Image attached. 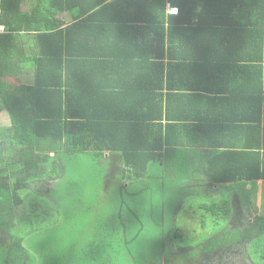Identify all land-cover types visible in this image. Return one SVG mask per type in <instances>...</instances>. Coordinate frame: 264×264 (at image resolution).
Masks as SVG:
<instances>
[{
  "label": "trees",
  "instance_id": "1",
  "mask_svg": "<svg viewBox=\"0 0 264 264\" xmlns=\"http://www.w3.org/2000/svg\"><path fill=\"white\" fill-rule=\"evenodd\" d=\"M20 2L0 0V113L7 117L0 128V264L230 263L227 257L264 229V212L252 203L256 182L264 185V0H31L28 12ZM166 3L176 15L165 11ZM74 9L78 21L60 27L56 15ZM20 33H32L28 56ZM84 64L90 69H71ZM23 68L33 72L31 85L18 79ZM227 76L238 84L224 86ZM141 100L146 106H137ZM209 135L217 146L203 148ZM83 153L109 161L120 176L119 197L151 180L161 212L176 215L195 200L212 223L230 227L194 247L176 226L173 240L146 243L140 217L125 212L122 219L123 211H133L118 198L93 244H64L60 232L39 226L44 201L26 192L63 173L55 158ZM188 170L195 177L186 180ZM168 171L175 177L164 180ZM201 195L210 198L201 204ZM55 214L59 223L63 215ZM33 234L35 240L24 241ZM36 240L43 244L37 253L22 246Z\"/></svg>",
  "mask_w": 264,
  "mask_h": 264
},
{
  "label": "rangeland",
  "instance_id": "2",
  "mask_svg": "<svg viewBox=\"0 0 264 264\" xmlns=\"http://www.w3.org/2000/svg\"><path fill=\"white\" fill-rule=\"evenodd\" d=\"M166 6L169 11V4ZM30 9L31 8L23 11L28 12ZM6 124L7 117L1 112L0 128L6 126ZM96 158L97 157L87 153L73 154L72 156L67 155L65 156V161L57 157L55 161L62 164L63 173L59 174L58 177L53 180L42 178L44 180L41 179V182L35 183V185L40 187V190H36L37 192L35 190L26 192L28 196L33 197V200L37 203L44 201L41 208H37L40 213L41 221L39 226L43 227L46 225L50 228L49 230L51 233L60 232V235L65 239L64 244L67 240H73L79 244L87 242L88 244H93L96 240L93 236L94 230L102 224L103 219L108 220L109 216L114 214V212L109 209L108 205L115 204L118 206L120 203L118 198L121 199L123 207H130L133 211H123L122 219H124L125 212L133 216L137 214L140 217L143 225L141 238L146 243L148 239L158 244L165 239L173 240L174 236L172 231L175 226L179 229V233L182 234L183 237H189L188 240L184 242V244H189L191 242L189 247H194L205 239L208 240L220 233H224L220 231V229L226 224L222 222L212 223L209 215L202 211L204 207L201 208L199 205L198 210L197 203H194L195 200L191 201L193 205H185L182 203L183 213L181 209L177 210L176 215L172 213V210L167 213L161 212V208L153 200L156 192L153 193L152 190H156V187L152 184L151 180L148 181V185L144 182L146 186L141 188V190L138 191L135 188H130V191L125 194L123 193L124 195L119 197L117 193L118 181L120 179L118 172L112 170L109 161L103 160L100 162V160H96ZM65 168L66 174L64 173ZM167 173H165L163 177L164 180H170L169 175H166ZM46 180L49 181L45 183ZM106 182L108 184H106ZM106 185H109V191H107ZM174 186L178 188L177 185ZM114 198H117V200ZM196 198L201 202L205 201L204 195L197 196ZM183 199L181 198L179 201L176 200V203H181ZM261 199L262 201L258 209L264 212V185L261 191ZM156 200H159V203H161L163 199L158 195ZM169 206L171 209H174V204H170ZM27 209V205L25 207L19 205L16 210L19 212L25 210V212L28 213L29 210ZM46 210L49 212V217L44 213ZM55 213L63 215L59 223L56 221ZM130 217L127 218L129 236L135 224L132 217ZM184 217H186V219H184ZM113 219H115V216L112 218L111 223ZM58 226L60 229L56 228ZM259 232H261V234H259L258 237L250 238L247 241L245 240L239 252L230 254L227 257L230 263L226 264H231L241 259H243L245 263L250 264L248 258L252 264H264V229ZM231 233L224 235L228 238V241L232 238ZM32 236H29L32 238H25L24 241L29 242L35 240L36 236L34 234ZM1 237L2 235H0V238ZM0 244H2L1 239ZM23 244L22 246L32 254V251L36 253L41 251L43 245L38 240H36L34 247L25 243ZM132 244L135 247L136 242H132ZM172 246L176 247L175 244H172ZM73 248L77 251L85 249L82 245H74ZM88 249L92 250L93 248L90 247ZM192 253L193 252H189L187 255ZM92 255L93 251H91L90 256ZM43 257L45 261L48 260L45 259L46 256ZM98 260L100 259L98 258ZM36 261H39L37 256ZM188 261H191V259L187 256V262ZM45 264L48 263L46 262Z\"/></svg>",
  "mask_w": 264,
  "mask_h": 264
},
{
  "label": "crops",
  "instance_id": "3",
  "mask_svg": "<svg viewBox=\"0 0 264 264\" xmlns=\"http://www.w3.org/2000/svg\"><path fill=\"white\" fill-rule=\"evenodd\" d=\"M168 3H166L165 4V11L168 13V10H167V5ZM20 5H21V8H20V10L22 11V12H25V11H23V10H25V9H29V8H31V6L33 5V3L31 2V0H29V1H26V0H21V2H20ZM177 14V13H176ZM175 14V15H176ZM246 16V14L245 13H242V14H235L233 17H229L228 19H226L227 21H231L230 19L231 18H236V19H242V18H244ZM78 18H80L78 15H77V10L76 9H74V10H72V11H68V10H65V11H63V12H60V13H58L57 15H56V20H57V22H58V25H60V27H66L67 25H69V24H72V23H74V22H76V21H78ZM255 16H252V17H247V19H249V20H255ZM2 24H0V26H1ZM3 27L5 26V25H2ZM30 34H32V33H27L26 35H23L22 33H20V35H19V42H20V45H21V47L24 49V51L26 52V56H28V55H30V50H29V48H30V43H29V41L31 40V38H30ZM144 38H145V36H143ZM240 39H238V41H239ZM235 42H237L236 40L233 42V44H234V46H236L235 45ZM22 43V44H21ZM237 47V46H236ZM80 64H82V63H80ZM253 67L255 66V65H252ZM82 67L83 68H87V67H89V66H87V65H83V66H75V67H73V68H71V69H73L75 72H77L78 70H84V69H82ZM89 69H90V67H89ZM30 71V72H29ZM88 73V72H87ZM262 73L264 74V66H262ZM18 79L21 81V83H24V84H27V85H31L32 83H33V72L31 71V70H29V69H22V71H21V73L18 75ZM228 79V76L227 77H225L224 78V86L225 85H228L229 87L230 86H234V85H236V84H238V81L237 82H235V81H228L227 80ZM224 89H226L225 87H224ZM96 95H97V97L98 98H100L101 100H109V94H107V96L106 97H102L98 92L97 93H95ZM211 95H207V102L211 99ZM144 100H141L140 102H138L139 104L137 105V106H139V107H144V106H146V103L145 102H143ZM213 107H215V100L213 101V103L211 104ZM228 105V104H227ZM227 105H226V107H227ZM189 109H190V111H192V114L193 113H198V111L199 110H197V108L195 107V106H187ZM212 107V108H213ZM116 112V110H112L111 111V113L112 114H114ZM246 113L247 112H245V113H243V112H241V114L242 115H246ZM250 113H251V111H250ZM231 115H233V114H235V113H230ZM241 114H240V116H241ZM262 116V115H261ZM196 122V121H195ZM194 122V123H195ZM211 126H212V123L211 122H206V128L209 130L210 128H211ZM211 133V132H210ZM198 136H199V134H196V138L198 139ZM211 137V135H209L207 138V142H208V145H203L204 147L203 148H214L215 146H217L216 144V138L215 139H211L210 138ZM243 137L244 138H246V135L244 134L243 135ZM219 142V141H218ZM232 142H235V146H233V147H241V146H239V145H241L243 142H241V141H237V140H234V141H232ZM231 143V142H230ZM255 143L256 142H252V141H249L248 142V144H250V147H254L255 146ZM228 147H231V146H228ZM166 175H169V179H171L172 177H175L174 176V174H173V172L172 171H168V173L166 174ZM197 177L198 176H200L199 174L198 175H196ZM195 177V175H192L191 174V170H188V173H187V176H186V180H189V179H192V178H194ZM262 181L261 180H258L257 182H256V186H257V190L255 191V193H254V196H253V206H254V208L255 209H258L259 208V205L261 204V201H262V199H261V191H262ZM205 196V200L206 201H208L209 200V196H207V195H204ZM184 204L186 205L187 204V201H185L184 202ZM190 203H188L187 205H189ZM197 204H198V202H197ZM201 204H203L202 202H201ZM182 211V210H181ZM258 211H259V209H258ZM182 213H183V211H182ZM184 219H186V217H184ZM214 223V222H213ZM226 227H230L228 224H226L223 228H226Z\"/></svg>",
  "mask_w": 264,
  "mask_h": 264
},
{
  "label": "built area",
  "instance_id": "4",
  "mask_svg": "<svg viewBox=\"0 0 264 264\" xmlns=\"http://www.w3.org/2000/svg\"><path fill=\"white\" fill-rule=\"evenodd\" d=\"M177 12V10H176V8H171L170 10H169V13H176ZM3 29V27H1L0 26V30H2Z\"/></svg>",
  "mask_w": 264,
  "mask_h": 264
},
{
  "label": "clouds",
  "instance_id": "5",
  "mask_svg": "<svg viewBox=\"0 0 264 264\" xmlns=\"http://www.w3.org/2000/svg\"><path fill=\"white\" fill-rule=\"evenodd\" d=\"M171 8H172V7H171ZM171 8H170V9H171ZM168 13H169V11H168ZM176 13H177V12H176ZM176 13H174V14H173V13H169V14L175 15ZM1 27H2V26H1ZM1 31H3V29L0 30V32H1ZM181 210H182V209H181Z\"/></svg>",
  "mask_w": 264,
  "mask_h": 264
}]
</instances>
